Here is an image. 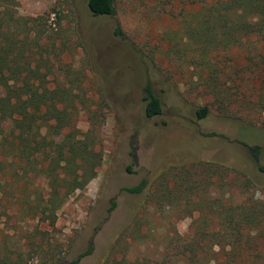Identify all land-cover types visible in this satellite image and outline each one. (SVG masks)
<instances>
[{"label": "rangeland", "instance_id": "obj_1", "mask_svg": "<svg viewBox=\"0 0 264 264\" xmlns=\"http://www.w3.org/2000/svg\"><path fill=\"white\" fill-rule=\"evenodd\" d=\"M182 1L162 8L157 0H117V14L104 16L95 15L88 0H18L17 15L39 19L34 51L44 82L74 91L75 128L63 133L87 141L100 160L87 184L65 198L54 222L32 208L48 198L44 176L7 182L3 174L8 185L0 201V264H69L91 241L82 264H188L183 249L210 197L264 201V172L245 145L262 146L264 165V35L222 51L214 61L221 70L216 81L208 70L169 53L165 33H183L181 17L170 12L179 13ZM118 25L123 36L116 34ZM148 82L163 104L152 118L145 113ZM203 106L208 115L199 118ZM42 160L39 155V165ZM185 172L198 187L194 192L151 198V190L181 182ZM144 179L143 192L125 189ZM206 262L225 263L219 244L199 264Z\"/></svg>", "mask_w": 264, "mask_h": 264}, {"label": "trees", "instance_id": "obj_2", "mask_svg": "<svg viewBox=\"0 0 264 264\" xmlns=\"http://www.w3.org/2000/svg\"><path fill=\"white\" fill-rule=\"evenodd\" d=\"M173 1L157 0L162 8L166 4L173 5ZM17 3L18 0H0V201L8 185L3 184V174L8 176H5L7 182L21 175L41 174L47 179L48 198L45 204L36 200L32 208L42 220L54 222L65 198L87 184L100 157L75 133H63L69 127L75 128L74 91L64 85L50 87L44 82L46 73L36 63L34 51L41 40L35 31L39 19L17 15ZM181 4L179 13L171 11L170 14L181 17L183 33H165L170 44L169 53L192 66L208 70L216 81L220 79L217 74L221 70L215 67L214 61L220 60L222 51L242 44L243 39L252 35H264V0H183ZM88 6L95 15L117 14V0H88ZM116 34L124 35L121 25L117 26ZM144 100L147 117L163 112L162 100L151 82L144 87ZM208 109V106L199 108L198 117L207 116ZM245 145L258 169L264 172L262 146ZM39 155H43L40 165ZM88 165H91L90 170ZM180 178L181 182L174 180L172 184L161 183L155 187L150 191L151 198L158 202L172 200L176 193L190 194L198 188L190 182L186 172ZM249 181L257 185L253 179ZM146 186L144 179L125 189L141 193ZM192 197L189 204L195 202ZM205 206L208 212L193 221L190 242L183 249L185 256L187 249L186 258L191 260L188 264H199L207 258L214 242L223 249V264H264V249L256 244L264 243V201L252 197L226 203L220 197H210ZM212 223L214 229L210 228ZM91 251L92 241L88 249L69 264H82L80 258ZM101 264L168 262L115 259Z\"/></svg>", "mask_w": 264, "mask_h": 264}]
</instances>
